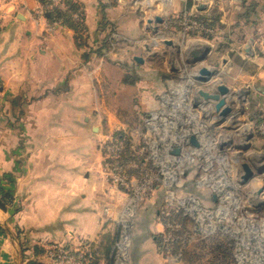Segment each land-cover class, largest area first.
<instances>
[{"label":"crops","instance_id":"1","mask_svg":"<svg viewBox=\"0 0 264 264\" xmlns=\"http://www.w3.org/2000/svg\"><path fill=\"white\" fill-rule=\"evenodd\" d=\"M72 1L79 15L72 18L82 27L63 23L47 31L34 17L41 0H0V185L13 192L7 210L0 207V264H51L49 246L83 250L98 242L105 208L116 210L127 197L105 181L101 141L106 132L144 125L194 45L209 48L204 61L211 63L214 53L228 58L221 66L227 81L232 69L249 65L251 98L264 102V0ZM185 12L217 33L185 36L167 26ZM156 17L163 21L153 32L148 21ZM169 31L184 43L175 69L159 38ZM117 108L135 109L133 129ZM138 234L136 240L144 236ZM132 258L167 264L149 242Z\"/></svg>","mask_w":264,"mask_h":264},{"label":"rangeland","instance_id":"2","mask_svg":"<svg viewBox=\"0 0 264 264\" xmlns=\"http://www.w3.org/2000/svg\"><path fill=\"white\" fill-rule=\"evenodd\" d=\"M167 26L179 28L185 36L188 33L179 25ZM170 34L169 31L159 38L174 39L184 45L182 34ZM180 55L176 51L174 63ZM220 58L214 53L211 63L204 61L194 67L191 59L184 58L183 63L179 59L182 64L174 77L178 79L165 86V93L154 111L158 112L160 128L168 123L175 143L180 142L182 135H189L182 146L175 147L184 151L183 158L173 164V177L168 184L161 178L155 184L153 196L144 194L127 227L120 220L126 200L116 210L112 207L111 218L102 220L105 229L100 239L103 242L99 239L90 247L91 264H108V260L118 264L120 239L128 232L131 237L127 264H134L132 254L139 252L146 242L154 243L167 264H264V207L261 204L264 192H258L259 188H264V171L254 180H243L244 163H250L255 173H258L257 166L264 165V102L251 98L252 89L246 75L251 70L249 65L245 71L232 69L234 78L227 81L226 75L221 76V66L226 65L228 58ZM200 64L215 70L216 75L210 82H197L195 76ZM219 84L230 89L226 96H221L225 105L231 107L227 116H222L221 109L217 108L218 100L199 93L200 90L219 93ZM130 87L134 92L137 90ZM117 109V116L130 125L127 129H133L137 123L135 109ZM192 135L199 140V146L191 141ZM151 169L160 171V167L153 164L145 166V170ZM169 192L173 199L164 208ZM187 203L201 208V218L198 214H185ZM133 232L137 233L136 237L138 233L144 236L132 239ZM106 247L111 256L108 254L105 262L102 250ZM120 257L125 261L123 254Z\"/></svg>","mask_w":264,"mask_h":264},{"label":"built area","instance_id":"3","mask_svg":"<svg viewBox=\"0 0 264 264\" xmlns=\"http://www.w3.org/2000/svg\"><path fill=\"white\" fill-rule=\"evenodd\" d=\"M60 12L71 14L76 19L79 17L78 13L72 11L64 0H44L36 9L35 18L38 22L44 23L47 31H53L63 24ZM167 24L179 25L187 32L217 33L216 29L200 21L192 13H186L181 17L171 16ZM157 114L158 112L152 111L144 119V125L136 126L131 133L124 132L117 135V132H106L101 141L102 172L105 181L111 189L127 196L126 205L120 217L125 227L128 226L126 224L129 218H133L139 209L144 194L153 196L155 184L161 178H164L168 184L167 181L173 177V164L178 158L182 159L184 155V151L178 155L174 154L173 150L176 146H182L189 135H182L180 142L175 143L168 123H165L163 128L159 127ZM148 164L160 167V171L145 170ZM172 199L171 192L167 193L164 208H167V204ZM112 207L109 205L105 208L107 219L111 218ZM184 208L185 214H198V218H201L202 213L200 212L202 211L198 205L187 203ZM130 237L128 232L120 239L118 264H127L126 252L128 254ZM120 254H123L125 261L122 260ZM46 256L51 264H90L93 253L90 247L83 248V250H72L64 245L55 244L47 248Z\"/></svg>","mask_w":264,"mask_h":264},{"label":"water","instance_id":"4","mask_svg":"<svg viewBox=\"0 0 264 264\" xmlns=\"http://www.w3.org/2000/svg\"><path fill=\"white\" fill-rule=\"evenodd\" d=\"M163 21L162 17H156L154 19V21L152 19H150V21H148V27L150 29H152L153 32H157L158 28L156 27L157 23H161ZM167 47H170V60H171V68L175 69L174 66V54L176 53L177 50H179L181 48L180 43L177 40L174 39H163L162 41ZM210 50L207 46H199V45H194L191 49H190V59L192 60V64H197L200 62H203L204 60L207 59V57L209 56ZM135 59L138 62H144V59L140 56L135 57ZM216 75L215 70H211L209 67L203 65L200 68H198L197 72H196V80L202 82V83H207L210 82L213 77ZM219 93H215V94H211L208 93L206 91L200 90L199 93L203 96V97H211L215 100H218L219 103L217 104V108L221 109V114L222 116H227L230 112H231V107L230 106H226L225 105V99L222 98L221 96H226L229 92L230 89L227 85L225 84H219L217 87ZM251 135L248 137L249 140H251ZM191 141L196 145L199 146V140L195 137V136H191ZM251 147V145L249 144V148ZM181 151L180 148H175L173 150V152L175 154H179ZM254 159V158H253ZM252 159V160H253ZM256 165L259 163L254 162ZM244 170L245 173L243 174V180L244 181H250V180H254L255 178L259 177V174L263 173L264 171V165H259L257 166L258 169V173H255L254 168L251 166V164L249 163H244ZM258 175V176H257ZM260 194L264 192V188L261 187L259 188L258 191ZM262 206L264 207V201L261 202Z\"/></svg>","mask_w":264,"mask_h":264},{"label":"trees","instance_id":"5","mask_svg":"<svg viewBox=\"0 0 264 264\" xmlns=\"http://www.w3.org/2000/svg\"><path fill=\"white\" fill-rule=\"evenodd\" d=\"M41 1H44V0H41ZM67 4H70L71 7L73 8H77L75 6V4L73 3L72 0H64ZM59 15H61L63 17V23L69 25V26H72L74 27L75 29L79 30L82 25H83V22L82 21H75L72 17L71 14H68V13H62L60 12ZM120 134L119 132H117V135ZM9 178H10V175H8ZM0 193H1V197H0V207L7 210V206L8 204L12 201V198H13V192L12 190L10 189H5V187H3L2 185H0ZM92 259V258H91ZM27 264H41L37 261H32L30 260ZM91 264V262H90ZM109 264H113V261H109Z\"/></svg>","mask_w":264,"mask_h":264}]
</instances>
